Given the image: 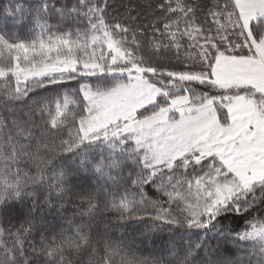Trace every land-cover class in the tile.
<instances>
[{"label": "snow or ice", "instance_id": "obj_1", "mask_svg": "<svg viewBox=\"0 0 264 264\" xmlns=\"http://www.w3.org/2000/svg\"><path fill=\"white\" fill-rule=\"evenodd\" d=\"M0 264H264V0L0 7Z\"/></svg>", "mask_w": 264, "mask_h": 264}, {"label": "trees", "instance_id": "obj_2", "mask_svg": "<svg viewBox=\"0 0 264 264\" xmlns=\"http://www.w3.org/2000/svg\"><path fill=\"white\" fill-rule=\"evenodd\" d=\"M29 3H32L33 0H28ZM8 0H0V7L7 6ZM146 230V226L143 224H137L136 225V231L135 232H130V235H135L138 236L140 231Z\"/></svg>", "mask_w": 264, "mask_h": 264}]
</instances>
